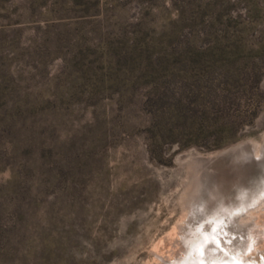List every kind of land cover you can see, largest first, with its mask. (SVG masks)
<instances>
[{"label": "rangeland", "instance_id": "rangeland-1", "mask_svg": "<svg viewBox=\"0 0 264 264\" xmlns=\"http://www.w3.org/2000/svg\"><path fill=\"white\" fill-rule=\"evenodd\" d=\"M243 142L264 148V0H0V264H185L206 240L264 264V218L238 228L264 179L198 159Z\"/></svg>", "mask_w": 264, "mask_h": 264}, {"label": "water", "instance_id": "water-1", "mask_svg": "<svg viewBox=\"0 0 264 264\" xmlns=\"http://www.w3.org/2000/svg\"><path fill=\"white\" fill-rule=\"evenodd\" d=\"M247 146L248 142H243L236 146H231L212 157L199 156L198 159L205 161L214 170L215 176H219L221 172L223 183L227 182L228 185L239 182L242 185L244 177L239 181L236 176L244 172L251 175L256 174V178L260 175L264 179V150L257 157L252 152L246 153Z\"/></svg>", "mask_w": 264, "mask_h": 264}, {"label": "bare ground", "instance_id": "bare-ground-1", "mask_svg": "<svg viewBox=\"0 0 264 264\" xmlns=\"http://www.w3.org/2000/svg\"><path fill=\"white\" fill-rule=\"evenodd\" d=\"M264 149V148H263ZM262 149V150H263ZM259 153V152H258ZM261 153V152H260ZM260 153L258 154V156L257 157H259V155H260ZM212 157V156H211ZM213 175H214V172H213ZM243 175H244V173H243ZM242 175V176H243ZM239 176V175H238ZM238 176H236V177H238ZM216 177V176H215ZM214 177V178H215ZM220 177V176H219ZM245 179H247V176H246V174L243 176ZM218 179V178H217ZM245 179H243V180H245ZM220 180V179H219ZM221 182V181H220ZM217 184H219V182L217 183ZM216 185V184H215ZM217 186V185H216ZM241 187H249L250 186V184L248 183V181H246L245 183L243 182L242 183V185H240ZM255 187V186H254ZM212 188V187H211ZM212 189H216V188H212ZM258 189V188H257ZM243 190V189H242ZM263 190H264V188H263ZM211 191V190H210ZM244 191V190H243ZM257 191V190H256ZM259 191V190H258ZM257 191V194H255V193H253L254 195H258V193H260V191L258 192ZM253 192V191H252ZM210 193V192H209ZM239 193V192H238ZM242 193V192H241ZM247 193V192H246ZM212 194V193H211ZM252 194V193H251ZM250 194V195H251ZM239 195V194H238ZM212 196V195H211ZM241 196H242V194H241ZM246 196V195H245ZM252 196L253 195H251V199H252ZM247 197V196H246ZM248 198V197H247ZM246 198V199H247ZM256 198L258 199V197L256 196ZM264 198V197H263ZM249 200V199H248ZM263 200V199H262ZM261 200V201H262ZM244 201V200H243ZM260 201V200H259ZM251 202V201H250ZM249 202V203H250ZM245 203H246V201H245ZM244 203V204H245ZM248 203V204H249ZM259 203V202H258ZM244 204H242V206L244 205ZM252 205H254V204H252ZM257 204L255 203V207H253L251 210H249V212H247L246 214H245V217H242L241 219H240V224H239V226H238V228H240V229H242L243 231L246 229H243V227L246 225V222H245V220H248L253 214L254 215H256V217L259 219L260 217H262V218H264V203L263 204H261L260 205V207H257L256 206ZM248 206V205H247ZM245 207V206H244ZM249 207V206H248ZM246 208V207H245ZM239 209H240V207H239ZM241 210H244V209H241ZM213 211V210H212ZM245 212V211H244ZM232 216V215H231ZM255 219V218H254ZM254 219H252L253 221H254ZM190 220V219H189ZM256 221V220H255ZM227 222V221H226ZM235 222V221H234ZM233 222V223H234ZM248 222V221H247ZM249 222H251L250 220H249ZM252 223V222H251ZM256 223H257V221H256ZM261 223V222H260ZM189 224V223H188ZM249 223H247V225H248ZM230 225V224H229ZM256 225V224H255ZM254 225V226H255ZM231 226V229L233 228V226L232 225H230ZM227 227H229V226H227ZM247 227V226H246ZM250 227V226H249ZM177 228V227H176ZM181 228V227H180ZM210 228H213V227H210ZM221 228V227H220ZM219 228V229H220ZM234 228H236V227H234ZM233 228V229H234ZM178 229V228H177ZM196 229H198V228H196ZM232 229V230H233ZM255 229H257V228H255ZM264 229V228H263ZM176 230V229H175ZM231 230V231H232ZM261 230V229H260ZM259 230V231H260ZM182 231V230H181ZM184 231V230H183ZM234 231V230H233ZM241 231V230H240ZM239 231V232H240ZM242 231V232H243ZM255 231V230H254ZM256 231H258V229L256 230ZM259 231H258V233H259ZM174 232V231H173ZM177 232V231H176ZM190 232V231H189ZM191 233V232H190ZM261 233V232H260ZM176 234L177 233H175V236H176ZM231 234H232V232H231ZM230 234V235H231ZM233 234H234V232H233ZM252 234H254V236L252 237L253 238V241L255 240V239H258L259 238V235H256L255 236V233H252ZM263 233H261L260 235H262ZM177 235H180V234H177ZM209 235V234H208ZM181 236V235H180ZM215 236V235H214ZM263 236V235H262ZM172 237V236H171ZM189 237H191V235L189 236ZM231 237H232V235H231ZM177 238H178V236H177ZM181 238V237H180ZM239 238V237H238ZM171 239H174V236H173V238H171ZM233 239V238H232ZM241 239H242V237H241ZM241 239L240 240H238V242L240 241L241 243H242V241H241ZM182 240V239H181ZM191 240H192V237H191ZM227 240V239H226ZM234 240V239H233ZM176 241L178 242V243H180L181 244V242H180V240L179 239H176ZM207 241V240H206ZM206 241H203V242H201L200 243V246H199V249H200V251H201V253H203V256H201L200 258H197L196 260H189L187 263H185V264H228V263H231V262H233L234 261V257H233V253H234V249L233 248H226V247H224V245L223 244H221L220 245V243L216 240V242H213V241H211V242H206ZM235 241V240H234ZM173 242V241H172ZM224 242V241H223ZM222 242V243H223ZM237 242V241H236ZM161 243V242H160ZM174 243H176V242H174ZM191 243H193V242H191ZM215 243H216V245H215ZM157 244V243H156ZM194 244V243H193ZM225 244V243H224ZM239 244V243H238ZM172 245V244H171ZM189 245V244H188ZM241 245V244H240ZM245 245V244H244ZM156 246V245H155ZM174 246V245H173ZM183 246V245H182ZM184 247V246H183ZM190 247H192V246H190ZM194 247V246H193ZM241 247V246H240ZM166 248L168 249V247L166 246ZM171 248V247H170ZM169 248V249H170ZM187 248V247H186ZM185 248V249H186ZM246 248V247H245ZM168 249V250H169ZM172 249V248H171ZM190 248H189V246H188V248H187V251L189 250ZM194 248H192V250H193ZM239 249V248H238ZM173 250V249H172ZM177 249H174L173 251H171L172 253L174 252H177L176 251ZM240 250V249H239ZM158 251V250H157ZM161 251V250H160ZM183 251V250H182ZM190 251V250H189ZM165 252V251H164ZM181 252V251H180ZM192 251H190V253H191ZM156 253V252H155ZM166 253V252H165ZM169 253V252H168ZM178 253H179V251H178ZM177 253V254H178ZM154 254V253H153ZM157 254V253H156ZM171 254V253H170ZM180 254V253H179ZM179 254H178V256H179ZM192 254H190V256H191ZM236 254H234V256H235ZM166 256V255H162V254H159V258H158V261L159 262H162V260L160 261L159 259H161V258H164V257ZM170 255H168V257H169ZM192 257V256H191ZM152 258V257H151ZM156 258H154V260H155ZM166 259V258H165ZM170 259H173V258H170ZM164 260V259H163ZM176 260H178V259H176ZM174 261V260H173ZM159 262H157L156 264H161V263H159ZM149 262L147 261V264H148ZM163 263H165V262H163ZM171 263H172V261H171ZM146 264V263H145ZM151 264H152V262H151ZM166 264V263H165Z\"/></svg>", "mask_w": 264, "mask_h": 264}, {"label": "trees", "instance_id": "trees-1", "mask_svg": "<svg viewBox=\"0 0 264 264\" xmlns=\"http://www.w3.org/2000/svg\"><path fill=\"white\" fill-rule=\"evenodd\" d=\"M24 163V162H23ZM23 169H26L30 172L33 171V169L37 168V170L40 172V173H43V174H46L47 172H49V168H46L45 164H41L39 166H34L33 164H31L30 162L28 163H24L23 166H21ZM15 187H13V189L11 191H9V197H14V195L16 194V191H15Z\"/></svg>", "mask_w": 264, "mask_h": 264}]
</instances>
